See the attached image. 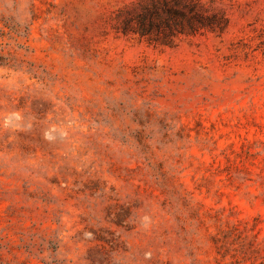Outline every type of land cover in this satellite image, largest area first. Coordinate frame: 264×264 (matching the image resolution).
Segmentation results:
<instances>
[{
	"label": "rangeland",
	"instance_id": "1",
	"mask_svg": "<svg viewBox=\"0 0 264 264\" xmlns=\"http://www.w3.org/2000/svg\"><path fill=\"white\" fill-rule=\"evenodd\" d=\"M150 1L0 0V264H264V0Z\"/></svg>",
	"mask_w": 264,
	"mask_h": 264
},
{
	"label": "trees",
	"instance_id": "2",
	"mask_svg": "<svg viewBox=\"0 0 264 264\" xmlns=\"http://www.w3.org/2000/svg\"><path fill=\"white\" fill-rule=\"evenodd\" d=\"M218 14L199 0H151L124 22L123 31L170 45L178 34L222 30Z\"/></svg>",
	"mask_w": 264,
	"mask_h": 264
}]
</instances>
